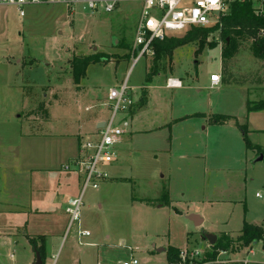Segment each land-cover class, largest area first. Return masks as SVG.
<instances>
[{
  "label": "rangeland",
  "instance_id": "rangeland-1",
  "mask_svg": "<svg viewBox=\"0 0 264 264\" xmlns=\"http://www.w3.org/2000/svg\"><path fill=\"white\" fill-rule=\"evenodd\" d=\"M140 12L136 1L122 2L114 13L95 16L83 12L74 16L67 5L36 4L25 7V16L20 17L15 6H0V121L15 117L25 93L20 126L25 134L37 135L23 146V169L51 168L62 147L52 140L53 134L63 136L70 147L78 134L93 132L96 122L110 116L103 97L125 83L136 92L138 110L154 92L151 103L156 109L145 117L154 122L152 127L163 126L151 133L137 132L126 146L118 147L120 160L107 168L111 187L102 185L85 193L82 212L97 216L98 245L114 248H82L74 227L54 240L46 264H123L130 259L139 264H168L167 253H156L157 249L195 248L207 256L213 246L205 237L214 235L218 243L226 233L235 242L226 250L227 256L216 258H230L229 264L244 258L249 264H264V241L254 245L248 256L253 246L236 242L244 220L264 225V161L256 162L254 150L246 148L235 122L217 126L208 121L223 115L240 119L247 113V101L264 100V62L253 56L251 41L245 40L237 55L223 59L220 31H210L204 45L200 36L156 64L154 56H149L133 66L131 51ZM188 32L174 34L173 39H186ZM84 55L107 61L90 65L76 83L71 64ZM154 66L158 75L150 84L147 78ZM214 73L221 76L222 86L212 90L208 80ZM170 78L181 79L184 89L166 90ZM84 94L100 103L84 99ZM94 105L95 109L86 111ZM14 128L11 123L0 126L5 142L0 146L9 145ZM51 159L49 166L42 163ZM37 174L33 193L43 205H36L48 207L59 182L65 184L53 172ZM162 189L169 193L166 200ZM191 215L204 220L202 227L189 221ZM3 234L0 264H33L32 247L5 240Z\"/></svg>",
  "mask_w": 264,
  "mask_h": 264
},
{
  "label": "built area",
  "instance_id": "built-area-1",
  "mask_svg": "<svg viewBox=\"0 0 264 264\" xmlns=\"http://www.w3.org/2000/svg\"><path fill=\"white\" fill-rule=\"evenodd\" d=\"M134 1L141 4V12L134 30L135 39L131 51L133 66L144 57L154 56L155 41L164 42L175 37L174 34H185L195 28L221 26L222 18L230 14L235 4H248L254 15L264 17V0H0V6L17 7L21 17L25 15V7L36 4L67 5L72 15L83 12L95 16L100 12L114 13L120 3ZM210 82L213 87L219 86L221 76L212 75ZM166 88L178 90L183 88V84L179 79L170 78L166 82ZM136 102L133 90L126 83L119 88L110 89L103 104L110 110L109 118L103 122V127L94 137L81 142L78 156L62 167L63 172L75 173L82 180L80 193L77 197L70 198L65 209L69 219L67 234L75 227L79 240L91 235L83 229L85 193L88 189L99 190L110 179L107 167L117 160V149L131 129L129 115ZM257 198L260 199L261 194ZM251 254L252 249L247 252V256ZM205 256L206 252L195 248L180 250L174 264H229L231 260L221 261L216 258L208 262ZM219 256H227V251L220 252ZM232 263L250 262L244 258ZM123 264L139 262L130 259Z\"/></svg>",
  "mask_w": 264,
  "mask_h": 264
},
{
  "label": "crops",
  "instance_id": "crops-1",
  "mask_svg": "<svg viewBox=\"0 0 264 264\" xmlns=\"http://www.w3.org/2000/svg\"><path fill=\"white\" fill-rule=\"evenodd\" d=\"M93 52H94V49H93ZM105 61L107 60L104 59L103 62ZM214 75H219V74L214 73ZM154 78L155 77H153V79L150 81V84L153 82ZM210 78L211 77H209V80H208L209 88H211L212 90L220 89L222 86V81L219 86L213 87L210 82ZM179 80L181 81V79ZM223 85H227V84H223ZM243 87L246 89L247 95H250L247 90L248 88H246L244 85ZM165 89L168 91L176 90V89H171V90L167 89L166 85H165ZM85 94H84V99L85 97H87L89 101L94 102L96 105L100 103L99 99L97 98L90 99V96L85 95ZM134 94H136V92ZM25 96L26 94L23 93L22 101L24 102H22V105L20 107L21 112H19L20 110L18 108V111L14 114L15 117L9 119L6 116L3 119V121H0V126L1 125L7 126L8 124L11 123L12 126L16 127L13 129L11 141H7L10 143H6L9 145L7 147L0 146V218H2V222H3V225L0 226V232L4 231L3 238L5 240H9L14 243H19L22 241L25 244L26 243L29 244L32 247V251L34 254L33 264L36 263V251H38V248L39 249L41 248L43 252V257H44L43 264H46V260L50 253V248L53 245L54 240L61 239L64 237V235L67 234V230H68L67 226H68L69 219L65 212V209H66L67 203L70 200V198L78 196V193L82 185V180H81V177H79V175L75 173H69V174L65 173L63 172L62 167L66 165L67 163H69V161H71L72 159L78 156L80 146L82 145L81 142L86 138L94 137L97 131L102 128L101 124L104 122V120L98 121L94 124L95 130L93 132L85 134V135L78 134V136L74 138V141L72 142L73 144L70 147L69 146L66 147L64 143L65 139L63 138V136L59 134H53L52 140H55V142H57L59 145H62L63 147V148L61 147L59 153H57L60 156L58 159L55 160L56 161L55 164H53L51 168L44 167L45 169L41 167H34V168H30L29 170L23 169L22 164H24V161H22V159L25 158V147L23 146H27L28 144H31L34 137L37 136V135L25 134L22 127L20 126V122L23 117L20 113H23V109L25 106ZM154 96L155 94L154 92H152L148 103H146V106H144L142 109H139V110L135 108L130 113L129 116H130L131 129L129 133H127L123 137L122 143L119 146L120 148L121 146H124V145L126 146L127 144L126 141L130 140V138H132V136L137 132L151 133L159 129L160 127H163L161 126L162 123L159 124L158 126L152 127L151 124L154 122L151 119L145 117L146 114L149 113L151 110L156 109V104L152 105L151 103V101L154 99ZM103 99L105 98L103 97ZM257 101H252V102H257ZM93 109H95V105L91 107H87L86 111L90 112ZM230 117L232 118L231 121L235 122V126L237 127L238 130L239 128L237 124L247 125L248 132H249L248 139H250V142L256 147L259 146V147L264 148V137H263L264 136V111H260L258 113H248L247 112L244 116L240 117V119H236L234 116H230ZM6 120H12V121L6 122ZM141 120L143 122H141ZM208 121L210 122V118L208 119ZM231 121H228L224 125L231 123ZM217 126H223V125H217ZM5 135L8 139L9 134H5ZM44 137H48V136H44ZM259 137H261V139ZM0 142H4V135L1 133H0ZM254 152L255 153H253V155L256 157V162L259 163L260 161L258 160L260 158V154H258L257 151H254ZM63 154H65L66 156L64 159H62ZM120 157H121V153L118 152V158L115 162H118L120 160L119 159ZM42 163H44L45 166H49L50 164L53 163V161L52 159H51V162H47L46 160H44ZM41 171L45 173L53 172L55 175V178L58 179V181H63L65 184L64 186H61V182H59V186H58L59 189L57 191V194L53 202H50V205L48 207H42V206L36 205L37 203L41 204L40 201L42 200L38 199L37 197L34 198V193H33L34 187L37 188L36 181H34V177L38 175L37 173ZM108 172L110 173V170ZM42 178L46 179L45 176H42ZM110 181L111 179L105 182L102 188H104V186L111 187ZM165 193L169 194L168 192L165 191V189H162V194L164 195ZM162 198L163 197H161V199ZM87 208H89V205ZM31 219L33 221V224L31 223ZM9 220H13V221L9 222ZM96 222H97V216L94 213L88 212V210L84 211L83 229H85L86 231H89L91 235L79 240L77 232H75V239L77 240L78 245L81 246L82 248L98 247L99 251L101 248H103V250L114 248L113 246H109V245H105V247L98 245L99 243L98 236L96 235L95 233L96 229L94 228L96 225ZM36 223H38L39 225H37ZM203 224H204V220L202 219V225ZM250 225H254L258 227L261 226L264 228V225H261V224L260 225L250 224ZM7 231H14L15 233L7 234ZM59 232L62 235L60 234L59 236V234H57ZM227 234L229 235L230 233L223 234V236L224 235L226 236ZM30 240L34 241L36 247H34L30 243ZM253 248L254 246L252 247V250ZM176 249H179V248H176ZM133 251L134 250L130 248V251H129L130 255L132 254ZM156 253H159L158 249ZM163 253H167V249ZM99 255L101 256L100 253ZM86 259H88V257H86Z\"/></svg>",
  "mask_w": 264,
  "mask_h": 264
},
{
  "label": "trees",
  "instance_id": "trees-1",
  "mask_svg": "<svg viewBox=\"0 0 264 264\" xmlns=\"http://www.w3.org/2000/svg\"><path fill=\"white\" fill-rule=\"evenodd\" d=\"M210 31H220L219 36L224 42L222 48V57L225 60L233 58L237 55L240 48V42L251 41L250 50L255 58L264 62V17H258L254 15L252 7L248 4H235L233 5L230 14L222 18L221 26H216L214 28H204L192 29L187 34L186 39H176L170 38L164 42L155 41L153 44L154 51V63L156 64L163 56H172V52L175 48L187 44V42H193L195 39H199L203 36V45L205 43L204 37L207 36ZM202 51V50H201ZM200 51V52H201ZM104 58H100L97 55L84 56L80 58H75L72 61L71 68L72 74H74L75 82L79 83L81 79L86 75V70L90 65L100 64L103 62ZM158 72L156 66H154L153 74L148 75V82H150L154 76H157ZM247 112L248 113H258L264 111V100L257 101V103H252L247 101ZM232 120L228 116L211 117L210 122L215 125H223L228 121ZM239 130L242 132V137L246 143V148L248 150L257 151L258 154L264 155V148L256 147L248 139V126L237 124ZM165 200L168 198V194L164 195ZM243 229L236 242H240L243 247L254 246L261 241H264V228L254 225H250L245 220L243 222ZM232 240L228 235H224L222 242H218L217 245L213 246L212 252L207 254L206 260L216 259L219 252L226 251L233 244ZM30 243L36 247L33 240ZM38 252L41 255L43 262V252L42 249L38 248ZM180 250L169 248L167 251L168 261L170 264H174L178 259ZM240 264V263H232Z\"/></svg>",
  "mask_w": 264,
  "mask_h": 264
},
{
  "label": "water",
  "instance_id": "water-1",
  "mask_svg": "<svg viewBox=\"0 0 264 264\" xmlns=\"http://www.w3.org/2000/svg\"><path fill=\"white\" fill-rule=\"evenodd\" d=\"M94 52H97V48H94ZM103 127V123L101 124ZM260 162L264 161V155H260L259 160ZM190 222H193L195 226L197 227H201L202 225V219L198 216V215H191V217L189 218ZM205 240L210 243L211 246H215L217 243V237L214 235H210L205 237ZM166 249H158L159 253L165 252ZM35 264H43L42 262V258L40 256V253L38 251H36V263Z\"/></svg>",
  "mask_w": 264,
  "mask_h": 264
}]
</instances>
